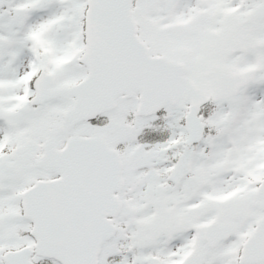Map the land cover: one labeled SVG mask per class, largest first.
<instances>
[{"label": "snow or ice", "instance_id": "snow-or-ice-1", "mask_svg": "<svg viewBox=\"0 0 264 264\" xmlns=\"http://www.w3.org/2000/svg\"><path fill=\"white\" fill-rule=\"evenodd\" d=\"M0 264H264V0H0Z\"/></svg>", "mask_w": 264, "mask_h": 264}]
</instances>
